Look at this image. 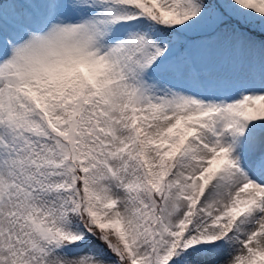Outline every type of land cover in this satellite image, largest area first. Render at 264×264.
<instances>
[{
  "label": "snow or ice",
  "instance_id": "1",
  "mask_svg": "<svg viewBox=\"0 0 264 264\" xmlns=\"http://www.w3.org/2000/svg\"><path fill=\"white\" fill-rule=\"evenodd\" d=\"M0 264H264V0H0Z\"/></svg>",
  "mask_w": 264,
  "mask_h": 264
}]
</instances>
